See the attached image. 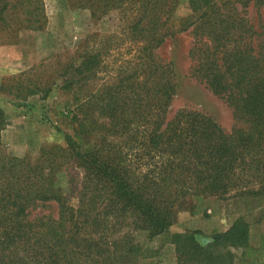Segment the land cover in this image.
<instances>
[{
    "label": "trees",
    "instance_id": "trees-1",
    "mask_svg": "<svg viewBox=\"0 0 264 264\" xmlns=\"http://www.w3.org/2000/svg\"><path fill=\"white\" fill-rule=\"evenodd\" d=\"M69 1L94 20L116 12L133 52L113 84L76 106L82 117L63 146L43 147L33 159L4 152L0 142V264H150L166 245L175 264H233L236 250L240 264H264V234L250 245L241 216L205 244L194 231L169 230L190 196L251 200L264 212V25L246 16L249 3L263 0H188L189 19L175 29L177 0ZM43 23L42 0H0V30ZM183 31L191 36L189 74L230 109L228 130L191 108L168 113L174 70L155 50ZM105 49L64 67L62 88L72 76L92 77ZM26 84L25 96L42 90ZM6 124L0 108V132ZM67 165L80 174L71 196L57 187Z\"/></svg>",
    "mask_w": 264,
    "mask_h": 264
},
{
    "label": "rangeland",
    "instance_id": "rangeland-1",
    "mask_svg": "<svg viewBox=\"0 0 264 264\" xmlns=\"http://www.w3.org/2000/svg\"><path fill=\"white\" fill-rule=\"evenodd\" d=\"M42 2L44 23L41 29L31 30L16 24L8 32L0 30V108L7 119L0 132L1 149L33 159L41 148L52 144L63 146L65 135L73 136L82 117L76 106L89 94L113 84L116 69L127 62L133 52V43L122 35L116 12L94 20L88 10L76 8L69 0ZM190 13L188 0H177L169 25L175 29L181 20L189 19ZM246 16L252 21L258 18L264 25V0L259 6L249 3ZM190 43V34L183 31L166 37L155 50L159 59L170 62L174 70L175 94L168 113L191 108L210 115L228 130L232 125L230 109L189 74L187 50ZM101 46L107 49L102 51L94 75L82 80L72 76L71 87L62 88L63 68L78 63V55L83 52ZM27 79L36 82L42 90L25 96L21 87H26ZM2 84L6 86L3 88ZM45 89L48 91L42 98ZM79 175L75 166H63L57 174V187L62 194L72 195ZM70 201L74 202L73 197ZM238 216L248 222L249 244L256 246L260 235L264 234V212L251 200L234 204L231 200L214 197H187L175 208L169 230L194 231L195 239L205 244L213 232L225 230ZM233 253V264H240V251ZM150 264H175L173 246H164Z\"/></svg>",
    "mask_w": 264,
    "mask_h": 264
}]
</instances>
